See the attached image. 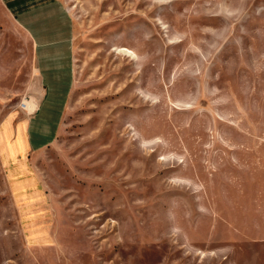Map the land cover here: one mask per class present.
Here are the masks:
<instances>
[{
  "label": "rangeland",
  "instance_id": "1",
  "mask_svg": "<svg viewBox=\"0 0 264 264\" xmlns=\"http://www.w3.org/2000/svg\"><path fill=\"white\" fill-rule=\"evenodd\" d=\"M60 2L72 84L28 149L0 0V264H264V0Z\"/></svg>",
  "mask_w": 264,
  "mask_h": 264
},
{
  "label": "crops",
  "instance_id": "2",
  "mask_svg": "<svg viewBox=\"0 0 264 264\" xmlns=\"http://www.w3.org/2000/svg\"><path fill=\"white\" fill-rule=\"evenodd\" d=\"M30 35L40 95L26 112L24 143L38 148L55 137L73 78L72 22L60 0H2ZM25 109V108H24ZM26 111V110H25Z\"/></svg>",
  "mask_w": 264,
  "mask_h": 264
},
{
  "label": "bare ground",
  "instance_id": "3",
  "mask_svg": "<svg viewBox=\"0 0 264 264\" xmlns=\"http://www.w3.org/2000/svg\"><path fill=\"white\" fill-rule=\"evenodd\" d=\"M23 108H25L27 111H30V112L34 110V109H33V106L30 104L29 101H26V102L24 103Z\"/></svg>",
  "mask_w": 264,
  "mask_h": 264
}]
</instances>
